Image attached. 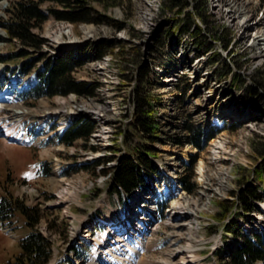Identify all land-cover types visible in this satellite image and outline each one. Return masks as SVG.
Wrapping results in <instances>:
<instances>
[{
	"label": "rangeland",
	"instance_id": "obj_1",
	"mask_svg": "<svg viewBox=\"0 0 264 264\" xmlns=\"http://www.w3.org/2000/svg\"><path fill=\"white\" fill-rule=\"evenodd\" d=\"M14 1L0 2L1 21L10 19ZM85 1L93 10L92 14L106 19L102 22L71 23L50 14L40 27L32 29L44 40L41 48L36 51L27 47L29 50L23 57H10L9 54L25 46L10 38L0 25V54L9 55L0 62V67L10 68L30 56L41 55V52L45 56L54 54L59 48L74 52L82 49L86 61L72 73L73 77L97 84L91 96L69 93L25 102L13 96V90L8 92L0 86L2 123L10 129L15 124L25 125L33 120L41 128L35 145L29 146H19L0 134V196L17 198L42 210L43 217L37 228L52 244V257L48 264L61 260L69 264H106L104 261L112 260L110 264H116V260L124 257L130 264H178V254L188 248L191 255L185 256L187 264L229 263L227 256L223 255L221 261L214 251H220L218 248L224 251L228 243L234 245L239 239L233 234L226 238L223 236V225L234 216L236 209L229 205L230 209L221 220L216 215L222 206H228V200H235L236 194L245 188L244 182L253 184L261 198L256 201L252 212L240 217V227L264 234V179L254 174L264 158V110L256 101L258 96L250 94L247 89L254 86L258 88L259 95L264 93V64L255 66L254 59L245 62L243 57L236 67L227 59L220 60L221 57L216 56L215 61L220 60L219 64L212 63L209 58L200 60L188 65L181 78L175 79L169 74L172 71L171 57L164 48L169 34H175L185 20L178 16V11L165 7L167 0H157L154 7L153 0ZM240 1V5L234 0L229 4L237 9L244 6L241 12L247 11L249 0ZM48 6L61 8L53 4H43L42 8ZM187 9L189 12L193 10L190 6ZM256 9L253 7L251 11L253 18ZM222 20L224 15L221 18L208 15L203 21L194 12L188 18L191 25L192 22L198 23L206 38H212L213 42H219L214 37L224 28L225 21L223 23ZM250 20L252 23L251 15ZM238 28L237 25L232 29L233 35L238 33ZM261 28L264 26H258V31L254 32L253 42L256 37L264 35ZM65 32L66 36L62 37ZM248 36L241 38L246 40ZM99 41L108 44L109 50L97 59L92 53L94 44L90 43ZM243 43H239V50L243 49ZM143 64L147 72H142L140 66ZM155 67L158 70L153 71ZM148 93L152 98L153 116L156 115L158 120L154 122L159 129L154 138L134 129V102L137 96ZM220 106L233 107L234 111L219 115L216 125L213 114L218 113ZM98 111L101 113L96 116ZM45 112H57L59 116L54 122L50 117L41 124L39 117ZM68 112L80 114L94 123L87 139H78L70 145L58 140L63 131L61 126L68 122L63 119L64 113ZM186 124L199 126L205 132L211 128L217 132L198 150L186 141L190 135ZM101 132L106 134L100 140L95 138ZM178 140L181 143H176ZM136 149L152 152L150 163L153 170L147 173L146 184L152 197L144 198L152 204L147 205L146 210L134 220L137 231L127 230L118 234L114 229L115 220L140 194H116L112 188V170L121 155L129 154L135 158ZM183 151H187L186 158L180 156ZM191 156L195 160L193 164ZM200 161L205 166L203 178L197 170ZM39 162L46 163L48 174L39 175L40 171H36ZM184 177L190 178L192 191L184 189ZM63 196L65 201L61 198ZM177 200L183 202V207L190 209L192 214L189 211L178 212L176 216L173 214L174 221L170 216L172 203ZM161 205H165L163 212H160ZM146 211L151 213V217L141 220ZM125 224H116L117 231H124ZM75 228L79 232L73 233ZM85 228L93 236L85 235ZM27 232L24 218L17 211L10 222L0 226V264L12 260L19 253V240ZM119 236L123 241L113 245ZM97 237L103 238L105 247L101 245L98 248L94 240ZM126 247H134L136 253L131 255ZM189 256H194L196 261L190 263Z\"/></svg>",
	"mask_w": 264,
	"mask_h": 264
},
{
	"label": "trees",
	"instance_id": "obj_2",
	"mask_svg": "<svg viewBox=\"0 0 264 264\" xmlns=\"http://www.w3.org/2000/svg\"><path fill=\"white\" fill-rule=\"evenodd\" d=\"M190 2H193V4L191 5ZM43 4L60 5L61 8L48 6L43 9ZM166 6L168 9L178 11V15L184 12L185 22L182 24L181 30L188 31L193 28L192 34L195 36V45L207 50L210 43L204 35L202 28L196 22H192L191 25V22L188 21V18L193 16V12L203 21L207 20L206 1L167 0ZM188 6H191L193 10L190 12L188 10L184 11ZM92 11L86 5L85 0H15L10 8V19L5 21L0 20V25L6 29L10 38H15L23 43L25 49L22 48L17 52L9 54L10 57L25 56L28 52L27 47L39 51L38 49L41 48L44 40L34 33L32 29L40 27L50 14L57 19L67 20L71 23L102 22L103 19H106L105 16L92 14ZM203 36L205 37L204 39ZM81 50H75L74 52V50L63 49L56 54L45 56L44 53H41V55L30 56L22 60L20 62L22 73H28L39 61H42V65L36 70L35 83L29 90L20 94L21 99L25 101L29 99L36 100L44 96L52 97L55 95H67L69 93L94 95L97 84L79 81L72 74L77 68L84 65L86 61L85 55ZM108 50L109 45L104 44L103 41H99L93 45V57L100 59ZM9 55H0V61L6 60ZM140 67L142 72L148 71L145 64ZM247 89L250 94L258 96L256 101L264 110V93L259 95L258 88L254 86ZM151 101L150 93L141 95L140 97L137 96L134 102L136 122L134 129L140 133L147 134L150 138H154L158 134L159 129L154 123L158 120L156 119V115L153 116ZM185 128L190 132L186 141L198 150L202 149L203 142L209 140L217 132L212 128L205 132L201 127H194L192 124H186ZM93 129L94 123L90 119L82 115L75 116L59 136V141L70 145L78 139H87ZM176 143H181V141L178 140ZM148 151L142 152L136 149L134 157L137 160L129 154L118 157V162L114 166L112 173V188L116 194L126 195L133 192V190L146 187L147 173L153 170L150 163L152 152ZM191 157V163L193 164L195 160L193 156ZM98 162L96 161V163ZM83 167H86V165H83ZM189 169H191L190 166ZM41 170V173H44V175L48 174L49 170L46 166H43ZM254 174L264 179V158L261 167ZM182 181L185 190H193V186L190 185V178L184 177ZM243 185L245 188L236 194L235 200H228L227 203L229 202L230 204L228 203L227 207L222 206L216 215L221 220L226 215L228 208L230 209L229 205L231 207L234 206L236 209L234 216L223 225V236L226 238L230 234L237 235L240 242L232 245L226 240V243H228L226 250L223 249L224 251H222L220 249V251L214 252L221 261L223 255L227 256L230 260L227 264H255L258 261H264V234L255 230H244L239 224L240 217L254 210V205L261 198V195L253 184L244 182ZM16 211L24 218V225L28 228V232L19 240V253L12 260L1 264H48L52 257V244L50 239L37 228L40 219L43 217L42 210L36 206H28L17 198L0 196L1 223L10 222V218L14 216ZM50 228L52 229V227ZM62 262L69 264L64 260Z\"/></svg>",
	"mask_w": 264,
	"mask_h": 264
},
{
	"label": "built area",
	"instance_id": "obj_3",
	"mask_svg": "<svg viewBox=\"0 0 264 264\" xmlns=\"http://www.w3.org/2000/svg\"><path fill=\"white\" fill-rule=\"evenodd\" d=\"M205 1H206L207 15H210L212 17L216 16L217 18H221V16L224 15V20L221 21L223 23L225 21L224 28L222 27L220 31H218L219 35L214 37V38H218L219 42H213L214 40L210 38V40H208L210 45H208L209 48L207 50L199 48L194 43L195 36H193L192 34L193 28H191L188 31H182L181 29L183 23H180L177 32L175 34L173 32L169 34V40L166 41V47L164 48V50L166 49L165 53L169 52L170 54L169 57H171L170 62H171L172 71H169V74H172L173 78L175 79L181 78L182 74L184 73L183 69H186L188 65L192 63L193 64L197 63L200 60H208V58L212 59L213 60L212 63L216 65L220 63L221 59L225 58L227 59L228 62L231 63L232 66L237 67L239 59L245 57L244 59L245 62L254 59L256 61L255 66L258 65L262 66L264 64V43H261V45L263 46L262 47L259 43L258 44L254 43L252 39L254 32L258 31L256 30L258 26L260 25L264 26V0H257V1L249 0L247 8L250 11V15L253 21L250 27L248 28V30L242 27L241 24L239 23L237 24V22H231L229 20L226 6L230 3V0H205ZM156 2L154 6H156ZM190 3L191 5L193 4V2ZM253 7L257 8L254 12L255 13L254 18L252 17V13H251ZM187 10L188 9H184V11ZM178 16L184 17V12ZM197 20L199 21V19ZM237 25L240 28V30L238 31L237 34L233 35L232 29H235ZM66 33L67 32L63 33L62 37ZM244 34L247 36L249 35L248 36L249 38L248 39L246 38V40L245 38H241V36H245ZM262 38L264 39V37ZM243 39L245 40L244 43L242 42ZM213 43H216V45H214ZM239 43L244 44V47L241 50L238 49ZM216 56L217 58L221 57L220 60L215 61ZM154 69L158 70V67L153 68V71Z\"/></svg>",
	"mask_w": 264,
	"mask_h": 264
},
{
	"label": "bare ground",
	"instance_id": "obj_4",
	"mask_svg": "<svg viewBox=\"0 0 264 264\" xmlns=\"http://www.w3.org/2000/svg\"><path fill=\"white\" fill-rule=\"evenodd\" d=\"M155 2H156V0H153V6L155 5ZM234 2L237 4V5H240L241 4V2L242 1H240V0H234ZM235 4V5H236ZM245 5V4H244ZM0 7H1V5H0ZM244 8V6L243 7H241V9H243ZM226 9H227V12H228V17H229V20L231 21V22H238L239 24H241V26L242 27H244L245 29H247L248 30V28L250 27V25L252 24L251 23V20H250V13H248L249 12V10H247V11H242L241 12V9L239 8V9H237V8H235V6H232V4L230 5V4H228V6L226 7ZM246 10V9H245ZM64 30V29H63ZM263 34V33H262ZM54 36H56L55 35V33L53 34ZM60 36V35H59ZM256 37V36H255ZM262 37H264V35H260V36H258V37H256L255 39H254V42L255 43H259L260 45H261V43H264V39L262 38ZM56 39L58 40V41H60V39H59V37L57 36L56 37ZM58 44V43H57ZM262 46V45H261ZM263 47V46H262ZM260 53H261V51H260ZM1 105V104H0ZM234 111V108L233 107H225V108H222V106H220L219 107V109H218V113L217 112H215L214 114H213V123H215L216 125H218L217 124V120H216V118L219 116V115H225L226 113H232ZM226 112V113H225ZM101 112H99L98 111V113L96 112V116H98L99 114H100ZM104 134H106L105 132H101V133H99L97 136H95V138H102L103 136H104ZM100 140V139H99ZM217 154V153H216ZM215 154V155H216ZM186 155H187V151H183L181 154H180V156L181 157H183V158H186ZM197 170H198V173L200 174V178H203V173L205 172V166H204V164H203V162H199V164H198V168H197ZM62 199H63V201H65L66 199H64V196L63 197H61ZM182 201H183V199H182ZM132 202V201H131ZM184 206V203L183 202H181L180 200H177V201H174L173 203H172V216H170V218L172 219V220H174L173 219V214L176 216V215H178V212H185V211H189V213H191V211H190V209H186L185 207H183ZM127 210V209H126ZM192 214V213H191ZM144 217H146V219L147 220H149L148 219V217H149V215H148V213L146 212L145 214H144V216H141V220L144 218ZM178 219H183L182 217L180 218H178ZM186 219V218H185ZM115 221H117V225L118 224H120V223H126L125 224V226H124V228H125V230L124 231H120V232H118L117 230H118V228L116 227V224L114 225V229H115V232L116 233H125V232H127V230L129 231V229H132V227H131V222L129 221V220H127V218L124 216V215H121L120 217H118V219H116ZM174 221H176V220H174ZM142 225H143V223H142ZM145 225V224H144ZM110 226V225H109ZM113 227V226H112ZM143 228V227H142ZM145 228V227H144ZM79 232L78 230H77V228H75L74 229V231H73V233L74 232ZM141 231V230H140ZM142 232V231H141ZM118 234H116L115 236H117ZM132 234H134V233H132ZM103 235V234H102ZM135 235H137V234H135ZM120 237V236H119ZM136 238V237H135ZM94 240H95V242H96V244H98V248L101 246V245H104V240H103V238L102 237H97V238H94ZM123 241V238L122 237H120V238H118V237H116V241H115V243H112L113 245H115L117 242H122ZM112 244H111V246H112ZM109 247L110 249H113V247ZM126 246H127V244H126ZM104 247H105V245H104ZM138 248V247H137ZM133 249H134V247H131V248H128V247H126V250L127 251H129L130 252V254L132 255L135 251H133ZM137 250V249H136ZM107 251H109V252H114V250H107ZM106 251V253H109V252H107ZM189 252H190V248H188V250H186L185 252H182L181 254H178V256L180 257V261H178V264H187L186 262H188L187 261V259L185 258V256H186V254H188V255H191V254H189ZM97 252H96V250H94V254H96ZM136 253V252H135ZM105 255V254H104ZM93 257H95V255L93 256ZM131 258V257H130ZM189 258H190V263H193L192 262V260L195 262L196 261V259H195V257L194 256H189ZM102 258H100V260H101ZM128 260V259H127ZM126 260V261H127ZM112 260H108V262H109V264H110V262H111ZM120 261H121V259L120 260H116L115 262H118V264H121L120 263ZM131 262L128 260L127 262H126V264H130ZM189 264V263H188Z\"/></svg>",
	"mask_w": 264,
	"mask_h": 264
}]
</instances>
